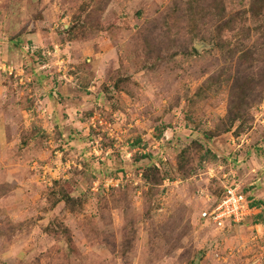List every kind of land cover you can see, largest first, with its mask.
<instances>
[{"label":"rangeland","instance_id":"1","mask_svg":"<svg viewBox=\"0 0 264 264\" xmlns=\"http://www.w3.org/2000/svg\"><path fill=\"white\" fill-rule=\"evenodd\" d=\"M257 182L264 0H0V264H264Z\"/></svg>","mask_w":264,"mask_h":264},{"label":"built area","instance_id":"2","mask_svg":"<svg viewBox=\"0 0 264 264\" xmlns=\"http://www.w3.org/2000/svg\"><path fill=\"white\" fill-rule=\"evenodd\" d=\"M104 187H119L120 180H106ZM251 201L238 185L226 187L223 196L216 205L203 212V219L210 225L219 229L225 228L226 224H243L251 216Z\"/></svg>","mask_w":264,"mask_h":264},{"label":"crops","instance_id":"3","mask_svg":"<svg viewBox=\"0 0 264 264\" xmlns=\"http://www.w3.org/2000/svg\"><path fill=\"white\" fill-rule=\"evenodd\" d=\"M253 185L255 188L251 190L250 196H255L256 199L261 202H259V206L252 211L251 216L246 221V224H251L250 226L256 232L257 238L263 240L264 223L261 221V216L264 214V184L257 182Z\"/></svg>","mask_w":264,"mask_h":264},{"label":"trees","instance_id":"4","mask_svg":"<svg viewBox=\"0 0 264 264\" xmlns=\"http://www.w3.org/2000/svg\"><path fill=\"white\" fill-rule=\"evenodd\" d=\"M249 199L251 201L252 208H257L259 206V203L254 202V200L251 198V196H249Z\"/></svg>","mask_w":264,"mask_h":264}]
</instances>
